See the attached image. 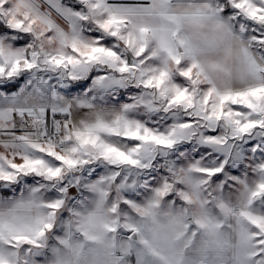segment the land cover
<instances>
[{"label":"snow or ice","instance_id":"obj_1","mask_svg":"<svg viewBox=\"0 0 264 264\" xmlns=\"http://www.w3.org/2000/svg\"><path fill=\"white\" fill-rule=\"evenodd\" d=\"M0 264H264V0H0Z\"/></svg>","mask_w":264,"mask_h":264},{"label":"rangeland","instance_id":"obj_2","mask_svg":"<svg viewBox=\"0 0 264 264\" xmlns=\"http://www.w3.org/2000/svg\"><path fill=\"white\" fill-rule=\"evenodd\" d=\"M8 194H10V193H8Z\"/></svg>","mask_w":264,"mask_h":264}]
</instances>
